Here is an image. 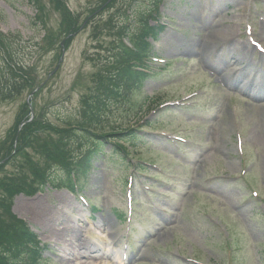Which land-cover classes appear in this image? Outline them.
Here are the masks:
<instances>
[{
  "label": "rangeland",
  "instance_id": "rangeland-1",
  "mask_svg": "<svg viewBox=\"0 0 264 264\" xmlns=\"http://www.w3.org/2000/svg\"><path fill=\"white\" fill-rule=\"evenodd\" d=\"M67 1L63 0L66 15L78 17L81 25L88 23L93 9L91 0ZM168 1L165 10L174 19L168 35L175 42L162 49L175 54L173 60L179 59L178 51L190 48L206 54L193 60L190 67L183 68L185 60L175 62L169 74L151 79L145 93L133 98L136 107H145L143 101L153 96L167 107L160 114L148 116L150 126L140 133L138 141L143 155L136 152V160L156 167L161 162L168 167L174 160L172 187H179L184 181L188 186L183 189L181 200L175 195L167 196L170 193L165 185L156 190L161 197L149 199L144 188L151 185L146 180L153 177L152 171L140 176V171L124 170L120 164L100 160L96 175L84 191L99 209L96 218L80 199L66 191L47 189L32 197L20 195L15 199L14 213L31 226L43 246L55 250L53 264H264V83L258 82L260 72H264V59L248 41L247 30L251 26V37L264 46V0ZM62 16L56 4L49 1L43 28L40 22L36 23V10L28 0H0V30L22 38L23 52L19 54L25 62L31 61L35 48L43 44L47 34L50 37L60 33ZM102 18H107V13ZM178 38L186 40L184 47ZM107 41L103 38L96 42L87 28L68 44L59 71L36 101L51 122L61 123L77 115L81 95L87 92L97 70L87 57ZM41 56L37 67L40 84L56 65L55 54ZM2 60L0 68H4ZM242 63L257 74L254 83L263 88L260 99L252 98L256 92L247 89L244 80L239 85L234 84L237 78L230 80L231 71L245 68L238 66ZM206 73L216 80L226 79V75L228 88L211 89L213 83ZM202 87L206 91L191 106L179 109L173 105ZM28 99L27 92L14 101L0 97V142L14 127L19 110ZM193 104L199 105V110H194ZM176 135L191 138L181 153L169 144V138ZM196 145L197 149H193ZM192 156L195 164L189 170ZM245 169L247 173L242 176ZM8 171L13 172L11 168ZM127 180L133 183L135 196L136 213L131 226L140 237L151 234L145 246L133 244V253H128L130 262L124 259L123 249L128 241V224L120 225L115 218V213L125 217L129 214ZM161 181L166 183V178ZM227 231L230 241L225 237ZM83 243L96 250L111 247L115 253L86 257L87 252L81 249Z\"/></svg>",
  "mask_w": 264,
  "mask_h": 264
},
{
  "label": "trees",
  "instance_id": "trees-1",
  "mask_svg": "<svg viewBox=\"0 0 264 264\" xmlns=\"http://www.w3.org/2000/svg\"><path fill=\"white\" fill-rule=\"evenodd\" d=\"M29 1L37 7L38 20L46 27V0ZM49 1L63 14L60 33L50 37L47 34L43 44L35 48L33 58L59 49V62L82 25L78 17L66 15L63 0ZM159 4L160 0L98 1L96 11L107 8L109 15L94 20L91 35L96 42L103 38L108 41L88 58L97 71L81 97L77 115L56 125L47 119L43 108L37 109L34 101L35 120L27 123L31 111L28 104H23L15 126L0 142V176H4L0 179V264H42L44 260L36 235L12 213L16 196H34L47 184L73 190L77 182L86 180L94 164L107 156V144L129 157L126 146L136 140L138 129L145 125L140 117L129 119L124 113L132 110L134 94L142 92L149 78L145 71L149 70L148 61L157 56L150 38L158 40L162 27L160 23L152 25L157 21ZM15 41L22 38L0 33V57L7 62L6 66L3 61L4 68H0V97L8 101L25 92L32 93L39 78L38 61L31 66L23 63L18 52L22 42ZM62 43L66 45L60 46ZM23 123L27 124L20 130Z\"/></svg>",
  "mask_w": 264,
  "mask_h": 264
},
{
  "label": "bare ground",
  "instance_id": "bare-ground-1",
  "mask_svg": "<svg viewBox=\"0 0 264 264\" xmlns=\"http://www.w3.org/2000/svg\"><path fill=\"white\" fill-rule=\"evenodd\" d=\"M86 250V249H85Z\"/></svg>",
  "mask_w": 264,
  "mask_h": 264
}]
</instances>
